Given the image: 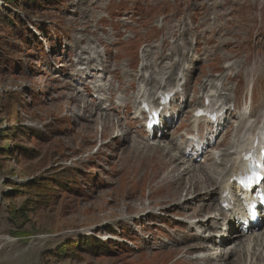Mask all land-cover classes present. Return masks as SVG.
<instances>
[{
    "label": "rangeland",
    "instance_id": "374dc122",
    "mask_svg": "<svg viewBox=\"0 0 264 264\" xmlns=\"http://www.w3.org/2000/svg\"><path fill=\"white\" fill-rule=\"evenodd\" d=\"M13 1L0 0V264H186L177 259L197 233L213 239L192 258L227 252L216 240L231 218L206 230L190 226L218 212L184 216L191 187L217 205L216 174L247 135L261 136L264 0ZM179 73L181 90L150 137L135 118L139 96L153 100ZM150 78L156 86L142 83ZM203 95L227 104L219 124L194 119ZM143 144L188 150L186 163L198 158L191 178H175L184 165ZM36 179L60 186L38 199L28 193Z\"/></svg>",
    "mask_w": 264,
    "mask_h": 264
},
{
    "label": "bare ground",
    "instance_id": "6f19581e",
    "mask_svg": "<svg viewBox=\"0 0 264 264\" xmlns=\"http://www.w3.org/2000/svg\"><path fill=\"white\" fill-rule=\"evenodd\" d=\"M96 61L97 60L95 58L88 59V61L85 63L84 71L86 73L90 74L91 72H89L87 70L91 69V68L93 69L94 66L92 64L95 63ZM175 67H176V65L173 68H175ZM146 68H147L146 66L143 67L144 70ZM98 70H102V69L99 68ZM184 76L185 75L183 73H179L173 81L172 88H169L168 90H164L166 84H164L163 87L161 86L162 90L160 88L157 89V92L155 94V98L151 101L148 100L149 105H151V107H153V108L155 107L156 109H159L161 107V102H160V100H161L160 95L161 94H172L173 93V98H174L176 93L178 91H180V89L182 87V86H180V84L182 81H184ZM142 83H145L146 86H150V87L157 85V81L155 78H150L147 81H142ZM168 83H169V81H168ZM93 89L95 90V93H99V91L103 90V88H101L100 85L98 86L96 84L93 85ZM147 94H148V91L145 89L143 91L142 95L139 96V101L137 104L138 107L136 108V112H135V114H136L135 118L137 116V119L141 120V118L143 116V112H141V110H140L141 105L139 102L143 99L147 100V98H146ZM109 95L111 96V94H109ZM203 97H205V99L209 100V97L202 96V98ZM210 98H211V96H210ZM107 100L110 101L109 98ZM209 104H211V106L208 105V107L206 109L209 108L212 112H214L219 117L223 114L224 110L227 107V104H224V103L219 104L218 102L212 103L211 101H209ZM93 105H94V103H93ZM88 106L89 105H87L85 107L88 108ZM96 107L99 111H105L104 108L102 110V108L99 107V103L96 105ZM123 108L127 109V106H125V107L123 106ZM247 113L253 114V111L252 112L249 111ZM246 120H248V119H246ZM143 121L145 123V121H146L145 117H143ZM205 122H207V121H205ZM207 123H209V122H207ZM250 128H251V126H249L248 129H246L244 126H242L239 128L238 132L240 135L243 133L246 134L247 132H250ZM152 132L150 133V135H153ZM263 136H264V126L261 130V137L260 138H258V137L255 138V135H251V138H249V136L247 135L246 138H244L245 140L243 141V143L250 141L251 146H252L254 141L257 140L259 143H262V147L258 148L257 150H264V138H263ZM146 147L159 148L158 151L165 152L166 153L165 158L168 159L169 163H172V165H174V164L175 165H179V164L184 165L182 167L183 169L180 171V173H177L174 176L175 178H177V177H179V178L184 177L185 179L191 178L190 177L191 175L189 176L190 170L193 167V163L196 162L198 158L197 157L192 158V160L190 161L191 162L190 164L186 163L185 158H187L189 155H191L190 152H188V150H186L185 148L179 147L178 148V151H179L178 154L172 156V155H170L172 147L171 148L162 147L158 144H155V145L143 144L142 148H146ZM198 147L199 146H196V148H198ZM246 148H248V145L238 146L235 149V151L232 152L231 158L233 159V162L231 161L228 169H224L222 172L217 173V174L215 173L216 178L214 180L215 181L214 182V192L217 191L219 194V198L217 200V205H215L213 203V199H212L213 197L212 196L210 197V199H208L206 197L207 195H209V194H207V195L205 194L206 191H204L202 194H200L201 196L194 197V195H193L194 192L192 189L193 187H191L190 195H192V196L189 198V203H188L189 209L186 210L189 212V215L184 216L185 220L192 221L193 217L199 216L200 214L205 215V214H209L213 211L218 212L219 213L218 217L217 216L204 217V219L196 220L195 223L193 224V226L189 225L190 229H192L194 227H198L201 225V226L205 227L206 230H212V229L216 228L218 221L224 222V221H226V219L231 218V221L229 223V225L231 224V226L229 227L230 231L228 234H224V235H226V238H223L224 236H220L219 239L217 238L218 240H216V243H218L222 247L224 246L225 248H229V250L227 252H225V251L214 252L213 254L202 255L200 257L195 256L194 258H192V256L194 254H197V253L204 250V247H203L204 243H207L209 245V242L213 239V237H211V235L204 237V235L201 234V236H199V233H197L198 237L195 238L196 241H195V244L193 246L185 247L183 249L184 252H183L182 248L176 247L175 251L181 250L183 252V254H179V258L177 259V261L181 258V259H184L186 264H190V263H194V264H219V263L220 264H229L231 258L236 257V259H238V258L242 257L244 260H246L245 261L246 263L243 262V264H259V263L264 264V232L259 231V229H258L259 224L253 226L252 223L249 222V226H248L247 230H243L242 228L241 229L237 228L235 230L234 227H232V224H234V222H236V224L240 225V226L245 225L248 222L249 216H248L246 210L248 209V206L251 203L256 201L255 198L253 197V195L241 194L238 192V188L235 187V181L238 180V175L246 167V165L241 160L242 159L241 154L244 150H246ZM196 151H198V150H196ZM203 153H204V149L201 148L200 154H203ZM168 155H170V156H168ZM216 156L217 155L215 153L211 154V158L214 161V163L216 165H224V162L226 161L225 156L222 154L218 157H216ZM185 165H187V166H185ZM197 172L199 173V171H197ZM183 175H185V176H183ZM194 175L196 176L197 173ZM197 180L198 181H196V182H199L200 184H202L200 177H198ZM206 182H208V181H206ZM262 188H263L262 193H264V182H263ZM224 193H226L229 198L234 199V202L229 203V205H228V207L230 206V208L228 209L229 212H226V213L223 212V209L221 208V203L223 201ZM187 200H186V202H187ZM183 202H185V201H183ZM193 202L194 203H201V204H200V206H197L196 204H193ZM191 203L193 204V206L191 205ZM160 211H161V214H164L163 213L164 210H160ZM209 221H212V224L210 226L207 225V223ZM224 230H226V229H224ZM249 231H251V232L249 233ZM220 235H222V234H220ZM216 237H217V235H216ZM176 243L178 245L182 244L180 241H176L175 244ZM208 249L210 250V248H208ZM230 264H233V262H231Z\"/></svg>",
    "mask_w": 264,
    "mask_h": 264
},
{
    "label": "trees",
    "instance_id": "16d2710c",
    "mask_svg": "<svg viewBox=\"0 0 264 264\" xmlns=\"http://www.w3.org/2000/svg\"><path fill=\"white\" fill-rule=\"evenodd\" d=\"M4 1H6V0H4ZM35 2H37V1L36 0H17V4L21 5L23 7H24L25 4L32 5ZM4 4L16 5V2L15 1L11 2V0H7V2L4 3ZM28 33L30 34V32H28ZM5 151H6L5 148L3 150H0V155L1 154H5ZM17 151H18L17 152V154H18V153H20V151H22V149H19ZM54 183L57 184L58 186H60L59 183L53 182V181H51L49 179H47L45 181H41L40 179L32 180V182L29 184V187H28V190H29L28 193H30L34 197L42 196V193L45 192V191H49L51 186ZM38 199H39V197H38ZM71 248H72V246H67L66 249H63L61 251L62 252L61 255L62 256H66L67 250L68 249L70 250Z\"/></svg>",
    "mask_w": 264,
    "mask_h": 264
}]
</instances>
